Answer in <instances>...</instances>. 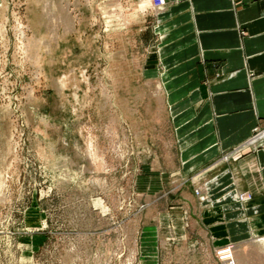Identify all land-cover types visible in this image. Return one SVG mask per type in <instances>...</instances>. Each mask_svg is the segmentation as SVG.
I'll list each match as a JSON object with an SVG mask.
<instances>
[{
    "label": "rangeland",
    "instance_id": "374dc122",
    "mask_svg": "<svg viewBox=\"0 0 264 264\" xmlns=\"http://www.w3.org/2000/svg\"><path fill=\"white\" fill-rule=\"evenodd\" d=\"M120 3L0 0V264H144L142 232L174 210L184 232L173 216L160 231L162 264H264V241L191 226L169 108L140 79ZM262 130L220 162L264 149Z\"/></svg>",
    "mask_w": 264,
    "mask_h": 264
},
{
    "label": "crops",
    "instance_id": "0c3cea01",
    "mask_svg": "<svg viewBox=\"0 0 264 264\" xmlns=\"http://www.w3.org/2000/svg\"><path fill=\"white\" fill-rule=\"evenodd\" d=\"M120 6L122 37L141 47L140 79L169 108L173 170L190 181L177 199L194 208L191 226L216 244L220 237L264 241V149L220 162L224 151L236 152L256 126L264 127V0H165L159 9L152 0H121ZM199 187L196 195L192 188ZM238 195L250 199L242 203ZM173 212L142 232L144 264H162L160 231L172 216L176 235L184 232L185 216Z\"/></svg>",
    "mask_w": 264,
    "mask_h": 264
},
{
    "label": "built area",
    "instance_id": "2783aa9c",
    "mask_svg": "<svg viewBox=\"0 0 264 264\" xmlns=\"http://www.w3.org/2000/svg\"><path fill=\"white\" fill-rule=\"evenodd\" d=\"M165 3V0H152V4L153 6H156V7H160L162 6L163 4ZM261 133L264 132V130L260 131ZM258 134H259V131H258ZM253 138V137H252ZM249 198V196H248Z\"/></svg>",
    "mask_w": 264,
    "mask_h": 264
},
{
    "label": "bare ground",
    "instance_id": "6f19581e",
    "mask_svg": "<svg viewBox=\"0 0 264 264\" xmlns=\"http://www.w3.org/2000/svg\"><path fill=\"white\" fill-rule=\"evenodd\" d=\"M154 8L159 9V7H156V6H154ZM246 198H248V197H246ZM246 198L242 197L241 202L243 203L245 201H248L249 198L248 199H246ZM245 242H247V241H245ZM249 249H251V247H249Z\"/></svg>",
    "mask_w": 264,
    "mask_h": 264
}]
</instances>
